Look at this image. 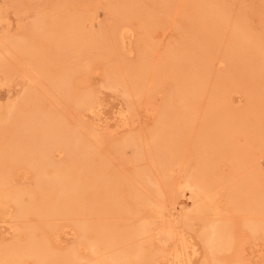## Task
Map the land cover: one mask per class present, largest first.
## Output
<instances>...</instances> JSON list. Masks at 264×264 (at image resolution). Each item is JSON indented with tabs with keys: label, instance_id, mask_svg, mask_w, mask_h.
<instances>
[{
	"label": "bare ground",
	"instance_id": "obj_1",
	"mask_svg": "<svg viewBox=\"0 0 264 264\" xmlns=\"http://www.w3.org/2000/svg\"><path fill=\"white\" fill-rule=\"evenodd\" d=\"M195 1H198V5L204 9L203 16L207 25L210 24V26L213 27L212 29L214 34L218 35L222 33L223 30L230 24L231 33L227 37L226 41V47L228 50L227 55L232 57L234 54L240 52L242 57L247 58L248 60L247 66L250 75H247H253L254 78H256L255 75L258 78L261 77L264 82V54L261 52L263 49L262 46H259L257 41H252L251 37L253 36L249 33L247 26L245 27L243 24L241 25L239 21H236V19L231 20L230 18L232 17L228 18L227 15L224 14V9L221 3L217 0ZM170 4L167 3V5L163 8L167 11L171 6ZM135 5V0H124L122 5L114 4L109 5L110 7H106L111 17H113L115 24H113L114 27L111 29V31L113 30V42L106 45L103 43V46L101 45L102 47L99 50V55L103 62L108 63V59L111 58L110 56H114L112 51L115 49V45L118 44V41L119 44L120 42H124L126 35L129 32H133V27L130 24L129 19L132 16L131 13L134 14L138 12H136L137 9ZM100 7H102V5ZM53 15L48 23V27L46 26L42 15L39 14L35 17L31 27H26L27 29L23 28L24 30L19 32V34L9 36L6 38L4 43H0V72L3 73L7 82L9 76L13 75L12 72L15 67V63L10 60L13 57L15 60L17 59L19 62L21 61L24 64L31 66V68L33 66V70L38 72L39 76H43L44 78H42L44 80L46 79V83L49 84L50 89L52 90L51 93L54 92L59 95L57 97L54 95V98L56 97L57 99H60L59 97L62 96L67 99V97H73V99H75L74 102L79 109H89V107H91L93 103L98 100V94L92 92L91 90L89 93L81 92L82 89L77 91L79 86H74V81L77 79L76 77H79V74L80 76L82 74L84 76L87 72L91 71V68L94 67V60L90 56V54H92L90 51H92L97 41L99 43L104 41V36L107 34L106 29L103 28L100 32H86L84 31L83 21L81 18L77 17L78 19L73 18V21L66 20L63 22V19L59 15ZM144 16H146V20L144 19L145 22L141 23L138 27L142 29L144 35H147L150 30V23L155 21L156 18L149 13L144 14ZM89 19H92L91 16ZM49 25L51 26L49 27ZM74 27L83 28V30L80 31V35L76 36V30L72 31V28ZM111 39L112 38H110V40ZM114 51L116 52L117 50ZM7 56H10V59ZM139 59L141 61L139 62L137 60L139 63L136 65L128 66L127 64L128 67L124 66V69L127 67V77L124 75V70L121 69L122 65L118 64V68L116 65H112L113 63L111 65L108 64L109 74L106 76L107 78L104 83L106 86L111 88L123 86L128 96H132L131 103H128L130 107L133 105L134 99L139 101V98L142 96L145 97V95L149 94L152 91L151 85H154L153 76H149L150 62L148 57L143 55V58ZM168 64V58H166L165 64L163 63V66L161 65L159 69L161 71V67H163L161 72L162 75L167 76L169 80L168 84L170 85H168V87H171V93H168V100H165L166 103H163L162 107L159 108L158 119L153 128L149 130V135H139L140 139L138 135H136L137 137L131 135V137L128 136L127 138L118 141V143L116 141L117 144L114 142L116 144L115 148L120 151L124 150L126 147L133 146L136 151V155L143 153L142 150L144 149V146L151 145L156 157L155 155L153 156L158 160L156 161L159 164V174L162 179H160L157 174L156 176L158 177L153 175L155 171L151 174L146 170H141V168H139L140 170L137 169L134 171L136 173V177L133 176L135 180L138 178L142 180L144 184H141L146 187L149 193L142 192L141 190L143 189L140 190L134 182L131 181L133 177H129L130 179H127L125 178L126 176L123 177L118 176V173L115 174L116 171L118 172L117 169L115 170V173L110 170L111 167L109 168L108 163H106L107 161L105 162L104 159L98 157V152H95V147L90 143V141H86L81 135L72 130V128H69L72 126H69L66 123L65 117L63 118V116L58 114L59 112L56 113L53 111L54 109L52 107L50 109L48 107L49 110H46L47 107L45 106L46 109H44L41 105V108H43L37 109L38 111L33 114L30 113L31 115L28 118L25 117L22 120L23 117H20L22 121L20 122V129H18L23 131V134L20 135V137H17V139H9L6 142L1 141V138L3 140V132L4 129H6V123L11 122V118L17 116L18 113L21 114V112L24 111L22 108L25 107V105L28 103L30 105V97L34 99V92L32 94V92L28 91V94L24 97V99L17 98L19 101L16 100L12 103L10 100V103L8 102L7 105L5 103V106H0V214H3L4 209L6 211V208H9L10 206L14 208L13 214L15 216V220L18 218L17 220L28 219V221L31 215H36L40 219H46L56 214H66L70 216L73 214L86 215L87 213L90 215L96 214L97 216L98 214L106 213L109 215H112V213H123L124 215L126 213H128V215L136 213L144 214L145 211L147 212L150 209V207H163L162 198L166 188L169 189L171 194H173L174 191L177 192L179 189V194H184L183 196H187L186 189L191 191L194 190L193 193H195V197L193 207L183 216L186 223L192 219L202 221V229L200 234H198L200 235V239L202 241L201 243H203L205 248L204 252H206V259L204 258L205 261L202 264H246L244 261L237 259L241 257L237 252L239 249L236 251V248L238 247V240H236L237 233L235 231H237L238 224L233 222L232 218L234 217L225 215V217L216 218L212 216L215 218L213 219L209 216L212 218L210 219L208 216L206 217V212H210V210L214 211L213 204H211L212 201L209 203L208 200L211 196V184L214 180H216L215 178L219 176L217 167V164H219V158L217 155L219 153L217 152L222 149L220 147H231L232 154L230 156L232 157V165L230 166H232L231 168L234 171V175H229L230 177L228 178H230V180L226 179L227 181L229 180V200L232 204L231 206L234 210H237L234 212L240 211L239 213H241V217L239 218H241L242 226L245 227L249 233L256 238H260L262 236L264 237V177L262 178V175H260L261 178L257 177L259 174L255 175V172L254 174L245 172L241 175H235L237 174L235 171L238 169L240 170L241 167L242 169L246 167L252 159L249 154L252 150L249 152L251 148L248 149V147L253 145L248 144L249 146L247 147V145L241 146L243 145L241 144L239 146L237 145L239 143L235 140V138L242 133L248 143L255 139L256 136L253 135V132L247 130L244 133L241 127V123H246L248 112L251 113L254 112V110L252 111V109H249L245 111L243 109L244 111L240 110L241 112L239 110H235L234 114V111L232 110V115H230L232 126L222 119L225 114H227L225 112L231 111H227L229 108L225 109L226 111H219V109H215L208 113L210 116L206 114V118H203L204 121H206L205 123L204 121L202 123L204 125L206 124L205 126L207 128L210 127L211 129H208V134H206V130L203 131L204 128L200 129L205 132L200 138L198 128L197 134L199 136H197L198 139L201 140H203L202 138L205 136V142L211 147L208 152H210L212 148L213 150L206 156L202 155L203 157H201L200 155L198 156L199 158H195L196 164H194L193 168L184 176L183 183L186 184V188H184L185 191L182 192L181 188L183 189V186L181 185V187H177L178 185L180 186V183L176 184L174 182L171 171L173 172L174 170H172V167L174 168L183 160L181 157L183 154L180 153L183 152V150L181 151L180 149L187 148V146L182 145L183 143L181 141L192 134L191 131V133L189 132L190 134H188L187 128H189V125L192 123V116L189 110V100L193 94V81H191L192 78L189 77V73L187 71H178L174 74H168ZM101 65L105 67L107 66L106 63H101ZM226 86L225 89L228 88ZM225 89L223 92H225ZM228 90L226 89V91ZM48 92L50 91H47V93ZM35 96L38 95L36 94ZM133 96L135 98H133ZM262 96L264 101V93ZM38 98L37 101H33L40 103L44 99V93L41 101H38ZM33 103H31L32 106H34ZM256 106L258 107L259 105ZM222 108V110H224L226 107L224 106ZM14 122L15 121L12 123ZM14 125H16V122ZM202 125L199 124V126ZM17 126L19 125H16L13 129L17 128ZM191 127L193 131V126ZM9 129L13 130L12 127L8 128V130ZM5 132L7 131L5 130ZM6 134L7 133H5V135ZM184 135L186 137L183 139ZM195 136L193 138L197 137ZM144 137H148L149 139L146 141L147 138L145 139ZM261 137L263 138V135ZM141 140L142 142L145 141L147 145L142 143ZM201 140H198V142L200 143ZM186 142L188 143L189 141L186 140ZM186 142L185 144H187ZM198 142L195 140L196 144ZM195 143H193V150L195 149L197 151L198 146L200 149L201 147H204L200 146L203 144H197V146ZM181 145L184 146V148H182ZM195 145L197 146V149ZM261 145L262 149L261 146L259 149H261L264 155V144ZM149 146L148 148H150ZM146 148L147 147H145V149ZM214 148L217 150L215 153L213 152L215 151ZM228 149L230 148H227V150ZM224 150L226 152L223 150L220 152L222 154H224V152L228 154L231 153V150ZM55 152L65 155V158L62 160H56L53 155ZM200 152L199 154H201ZM144 153L147 154L149 152ZM204 154L206 153L204 152ZM220 154L218 156H220ZM139 158L137 159L139 160ZM191 158L192 157H190V160ZM258 163L260 164V162ZM17 164H25L28 168L33 170L36 176V182L33 181L36 184L34 185L36 187L33 186L35 189L31 188L30 185L28 187L25 186L26 188L12 186L10 181L12 173L11 168L17 166ZM16 174L20 175V173ZM45 175H47V179L44 178ZM135 183L140 184V182ZM159 209V212L164 211L162 210L163 208ZM82 218L83 219L79 221L78 219L74 220L76 223L74 222V226L71 225L74 227V231L76 230L79 234L80 238L78 242L63 249L54 248L51 244V233L54 230L56 231V229L54 228V225L49 223L50 221L48 223L47 221L44 222V220H42V222L36 221V223H32V221L31 223L24 222L25 224H23L20 228V231L23 233L22 236L19 235V237H16L9 243H0V264H28L29 260H34L43 264L151 263L154 251L147 252L146 248H144L143 245L137 241L139 237H146V235L151 233V223L153 222L147 217H140L138 221L136 220V222L132 221L122 224L116 223V221L109 222L108 220L107 222H104L100 215L97 217L100 220H92V222L88 221L89 218ZM164 230L168 233L169 237H174L177 233L169 230L168 226H165ZM177 237H175V241ZM249 237L252 236L249 235ZM182 238V245L180 244L181 247L176 249V251L174 250V253L171 250L176 264H181L184 256L188 254L187 249L189 248V245L186 240L187 238ZM119 241H123L122 245L123 243H127L126 246L122 248L119 245ZM80 247L95 255V259L92 258L93 261L90 262V259H88L90 256L86 257L84 256L85 254L82 255ZM196 247L197 246L192 244V255H197ZM235 252H237L239 257L237 254L235 255L237 258L233 257ZM223 253H227L229 255H224ZM191 257L189 255L188 261H191Z\"/></svg>",
	"mask_w": 264,
	"mask_h": 264
},
{
	"label": "rangeland",
	"instance_id": "obj_2",
	"mask_svg": "<svg viewBox=\"0 0 264 264\" xmlns=\"http://www.w3.org/2000/svg\"><path fill=\"white\" fill-rule=\"evenodd\" d=\"M123 1L124 0H0V43L2 42L4 43V41H6V38L9 36H15L19 34V32L24 30L26 27L29 26L31 27L33 21L35 20V17H37V15L39 14L42 15L47 27L51 18L54 16L53 14H56L63 19V22L66 20L73 21V18H77V17L81 18V20L83 21L84 31L86 32L89 31L100 32V30L104 28L106 29V33H107L104 36L103 42L100 43L98 41L96 42L97 46L96 44L94 46V48L96 47L95 48L96 52L94 48L92 49V51H90L92 53L90 54V56L94 60V64H95V65L93 64L94 67L91 68V71L87 72L84 76L83 74L81 76L79 74L78 75L79 77H76L77 79L75 78L76 80L74 81V86L76 87L79 86L78 90L76 89L77 91H79V89L80 90L82 89L81 92L89 93V91L91 90L92 92L98 94L99 97L98 100L95 101L93 105L89 107V109L86 108L87 110L79 109L76 106L74 102L75 99H73V97L72 98L67 97L66 99V97L61 96L62 98L59 97L60 99H57L56 97L59 95H57L54 92L51 93L52 90L50 89L49 84L46 83L47 82L46 79L44 80L43 76H42L43 78L39 76L38 72H35V70H33V66L31 68V66L24 64L21 61L19 62L17 59L15 60L13 57L12 59H10L9 58L10 56H7L11 60V62L15 63V67L12 72L13 75L9 76L7 82L3 73L0 72V106L1 105L5 106V103L7 105V103L10 100L12 103L15 102L17 98L24 99V97L27 96L28 91L32 92V94L34 92V94L35 95L37 94L38 96H35L33 94L34 99L30 97V100L31 99L32 100L31 101L29 100V102L31 103L34 102L33 103L34 106H32L31 103L30 106L28 103L27 105H25L26 108L25 107L22 108L24 109V111H22L21 114L18 113L17 116L11 118L13 121L16 122V125H19L17 126V128L13 129V127H16V125H14L15 122L12 123L13 122L12 120H10L11 122L6 123V127H5L6 129H4V132L6 130L7 132L5 133L7 134L5 135V133L3 132L4 136H3V140L1 138V141L6 142L9 139H17V137H20V135L23 134V131L19 129L21 124L20 122L25 117L28 118L31 115L30 113L33 114L34 112H37L38 111L37 109H42L43 107L44 109H46L47 107L46 110H49L52 107L54 110L53 109L51 110L55 111L56 113L59 112L58 113L59 115L63 116V118L65 117L66 123L69 126L70 125L72 126L69 128H72V130H74L76 133L81 135L86 141H90V143L95 147L94 149L95 152L96 153L98 152L99 155L98 157L104 159L105 162L107 161L106 163H108L109 168L111 167L110 170H112L114 173L116 169L118 170V172L116 171L115 173V174L118 173L117 174L118 176H123V177L126 176L125 178L127 179L129 177L132 178L133 176L136 177V173L134 171L141 168V170H146L151 174H153L152 172L155 171L153 175L156 176L157 174L160 178L161 176L159 174L160 170H159V164L157 162L158 160L153 156L155 155V152L153 151L151 145L149 146L145 143V141L142 142L141 140V142L146 144L147 146H144V149L142 150L143 153L140 155H136V151L133 148V146L126 147L124 150L121 151L115 147L118 141H121L127 138L128 136L131 137V135L132 136L138 135L139 137V135L142 134L143 135L145 134L144 136L149 135V130L153 128L154 124L158 119L159 108L162 107L163 103L164 104L166 103L169 97L168 93H171V87L170 86H169L170 88L168 87V85H170L168 84L169 80L167 76L162 75L161 72L163 67H161V71L159 69L163 63L165 64V59L168 58V63H169L168 74H174L178 71H184V72L187 71L189 73V77L192 78L191 81H193V94L189 100V104H190L189 110L192 116V123L189 125L190 127L187 128L188 134H190L191 132L192 134L189 135V137L187 136V138H185L186 137L185 135L183 136V139L185 138L187 141H189L188 143L186 142L185 139L184 140L182 139L183 141H181L183 143L182 145L187 146V148H184V146L181 145L182 148H184V149H180L181 151L183 150V152H180L183 154V155L180 154L182 155L181 157L183 160L177 165L175 164L176 166L174 168L172 167V170L174 169L173 172L171 171V175L174 182L176 184L180 183V186L178 185L177 187H181L182 185L183 189L186 188L185 186L186 184L183 183L184 182L183 179L185 174L193 168L194 164H196L195 158L196 157L199 158L198 156L200 155L201 157H203L202 155L206 156L208 153H211L213 150L212 148V150L210 149L211 151L208 152L209 148L211 147L207 145V143L205 142L206 139V138L204 139L205 136L202 138L203 140L198 139V136L200 135L201 138V135H204L203 133L206 132V134H208L209 132L208 129L211 128L210 127L207 128L205 126L206 124L204 125L202 122L206 118V114L208 115V113H210L215 109H219V111H226L225 109L229 108L227 111L231 110L230 112H225L227 114L224 113L225 116L224 118H222L231 126H232L231 124L232 122L230 115H232L233 111L234 114L235 110H239V111L240 110L242 111L243 109L245 111L249 109H252V111L254 110V112L251 111H250L251 113L248 112L246 117L247 119L246 123L244 124L241 123L242 124L241 127L244 133L247 130L253 132V135L256 136L255 139L252 140V142L248 143V141H246V139L244 138L245 136L242 133L240 135L237 134L238 136L237 138H235V140H237V142L239 143L237 144L239 146L241 144H243L241 146L247 145V147L250 144L253 145L251 147L249 146L248 149L251 148L249 152H251V150L252 152L249 154L254 160L251 159V162H249L246 167H244L243 169L241 167L240 170L238 169L237 171H235L237 172V174L235 175H241L245 172H250L254 174L255 172V175L259 174L257 175V177L261 178L260 175H262L263 178L264 155L261 151L262 149L261 144H264V105H263L264 101L262 96V94L264 93L263 92L264 82L262 81L263 79L261 77L258 78L255 75L256 78H254L253 75L251 76L247 75L250 73L247 66L248 60L247 58L242 57V54L240 52L234 54V56L232 57H229L227 55L228 50L226 47V41H227V37L231 33L230 24L226 28L229 31L224 29L222 33L218 35L214 34L212 29L213 27H211L210 24H208L209 26L207 25V22L203 16L204 9L200 7L198 5V1L195 0H135L136 2L135 7L137 9L135 10L136 12L137 11L138 12L134 14L131 13L132 16L129 19L130 24L134 28V29L132 28L134 33L129 32L126 35L124 42H120L119 44L118 41V44L115 45V49H114L117 51L116 52L114 50L112 51V54L114 56L112 55L110 56L111 58L108 59V63L103 62L99 55L100 53L99 50L103 46V43L106 45L113 42L112 41L113 30L111 31V29H113L112 28L114 27L113 24H115V21H113V17H111L106 7H110L109 5H114V4L122 5ZM217 1L221 3L224 9L223 10L224 14L227 15L228 18L232 17L230 18L231 20L236 19V21H239L241 25L243 24L245 27L247 26L249 33L252 34L251 36H253V37L250 36L252 41L254 42L257 41L259 43V46L260 47L262 46L263 50L261 52H263L264 54V0H217ZM167 3L169 4L171 3L170 4L171 6L169 8L170 11L169 9L166 11L163 8L165 5H167ZM101 5L102 7H100ZM36 12H38L39 14ZM148 13L152 14L153 17L156 18V20L150 23L149 28L151 31L148 29L149 33H147V35H144L142 29H140L138 26L141 23L145 22L146 16H144V14H148ZM90 16L92 19H89ZM152 23L155 25H153ZM248 25L250 26V28ZM50 26L51 25H49V27ZM73 30H76L77 33L76 36H78L81 34L80 31H82L83 28L74 27L72 28V31ZM108 32L110 37L108 35ZM110 38L112 39L110 40ZM97 49L99 52L97 51ZM143 55L147 56L150 62L149 76L150 75L153 76L154 85H151L152 91L149 94L145 95V97L142 96L143 98L142 97L139 98V101L134 99V103H133L134 107L133 105H131L130 107L128 103H131L132 96H128L123 86L111 88L104 84L107 78L106 76H108L109 74L108 64L111 65L113 63L112 65H116V66L118 64L122 65L121 69L124 70L125 72L124 75L125 77H127L126 68L128 66L138 64L141 61L139 58L142 59ZM137 60L139 62H137ZM101 63L102 64L106 63L107 68L105 66H102ZM124 66L127 67L124 69ZM225 86L228 87L226 88L227 90L231 87L232 88L226 91ZM224 89L226 93L223 92ZM47 91L50 92L47 93ZM43 93H44V99L41 101V99L43 98ZM54 95L56 96L55 98ZM36 97L37 98L39 97L38 101L40 100L41 104L39 102H36L37 101ZM133 98L135 97L133 96ZM41 105L43 106L42 108ZM256 105L259 106L257 107ZM221 106L222 107L225 106L226 108L222 110L223 108ZM20 117L21 118L23 117L22 120L20 119ZM199 124L201 125L203 124V125L199 126ZM10 126L12 127L13 130L10 129L8 130V128H11ZM191 126H193L194 132L192 131ZM203 126H205L206 128ZM203 128H204L203 131L206 130L205 132L200 130ZM197 130L201 134L199 133L198 135ZM195 135L198 136L196 137ZM262 135L263 138L261 137ZM194 136L197 139L193 138ZM146 138L145 139L147 141L149 138L148 137ZM195 140L197 142L198 140H201L202 142L200 141V143L198 142L197 144L199 145L203 144L200 146H204V147H201L200 149V147L195 143ZM184 141L187 144H185ZM192 142L198 146V150L200 149L201 152L200 150L199 151L197 150L198 151L197 153L195 149L193 150L194 144ZM205 144L206 146L209 147H206ZM148 146L151 148L152 151L150 150V148H148ZM260 146L261 149H259ZM145 147H147L146 148L147 150L145 149ZM220 148H222L220 151L222 150L225 151L224 149L227 150V148H230L228 150L229 151L231 150V153L228 154L225 153L226 152L225 151L224 154H222L219 150L217 152L219 154L221 153L220 156H218L219 154L217 155V157L219 158V159L217 158L219 163L217 164L219 176L215 178L216 180H214L213 183L211 184L212 186L211 196L208 200L209 203L210 201H212L211 204H213L214 211L212 210H210V212L207 211L206 212L207 215L206 214L205 215L206 217L213 216L216 218L217 217L222 218L223 216L225 217V215L234 217L232 218L233 222L238 224L237 231H235L237 233L236 240H238L237 242L238 247L236 248V251L237 249H239L237 252L240 254L241 258L235 257L237 252H235L233 257L237 258L238 260L244 261L246 264H264V237L262 236L260 238H256L251 233H249V231H247L245 227L242 226L241 218H239L241 217V213H239L240 211L234 212L237 210H234L232 208L231 206L232 204L230 203L229 200L230 178L228 177H230L229 175H234V171L231 168L232 166H230L232 165L231 164L232 157L230 156L232 154V148L228 146H225L224 148L223 147ZM214 149L215 151L213 152L215 153L217 150L216 148ZM144 152H149L150 154L149 153L146 154ZM199 152L201 154H199ZM204 152L206 154H204ZM53 155L54 158H56V160L57 159L62 160L65 158V155L60 154L59 152H55ZM189 155L190 157H192L191 160L193 159L194 161L190 160ZM138 156L141 157L139 158ZM137 158H139V160ZM258 162H260V164ZM23 165L17 164V166L11 168V172H12V173L10 172L11 184L12 186L23 187V188H26L30 185V187L33 188V186L36 185L34 183L36 182L35 179L36 176L32 169L28 168V166H26L25 164ZM16 173H20V175ZM46 177L47 175H45L44 178L47 179L48 177L47 178ZM226 179L229 180L227 181ZM134 180L135 179L133 177L131 181L134 182V184L140 190L141 189L145 190V191L141 190L142 192L149 193L146 187L142 185L144 183L140 178L136 179L135 181ZM135 182L137 183L140 182V184H136ZM212 188H213V192H212ZM183 189L181 188L182 192L185 191V189L184 190ZM165 190L166 191L163 194V198H162L163 207L159 206V208H163L162 210L164 211L162 212H159L160 209L157 207H156L157 209L150 207V209L147 212L145 211L144 214L136 213V214L128 215V213H126L124 215L123 213H114L115 214L114 215L112 213V215L111 214L109 215L106 213V214H98V216L100 215V217L104 222H107V220L109 222L116 221V223L119 224L132 222V221L136 222V220L138 221L140 217H147L148 219H150V221L153 222L151 223L152 224L151 233L146 235V237L145 236H143L142 238L139 237L137 241L140 244H142L144 248H146L147 252L154 251L155 253V254L153 253L154 255L151 253L152 264H174L176 261L172 255V252L174 253V250L176 251V249L181 247L183 240L182 237L187 238L186 240L188 241L189 248L187 249L188 254L184 256L181 264H202L205 261L204 258L206 255V252H204L205 248L203 246V243H201L202 241L200 239V235H198L200 234V231L202 229V225H203L201 224L202 221L201 220L199 221L197 219H192L193 221L191 220L188 223H186L185 218L183 216L193 207L194 197H195V193H193L194 190L191 191L189 189H186L187 193L186 192L185 193L187 194V196H183L184 194L182 195L181 193L179 194V189L177 192L174 191L175 193L173 192V194H171L168 188H166ZM6 209H7L6 211L4 209L3 214H0V243H9L10 241H13L16 237H19V235L22 236L23 233L20 231V228L22 227L23 224L27 222L31 223V221L32 223L33 222L36 223V221L42 222V220H44V222L47 221V223L50 221L49 223L54 225V228L56 229V231L54 230L51 233V237H50L51 244L54 246V248L56 247L57 249H63L76 244L80 238L76 230L74 231V227H73L74 222L76 223V221L74 220L78 219L79 221L83 219L82 217H84V219L89 218L90 220L88 219V221L90 222H92V220H97V219L100 220L99 218H97L98 216L96 214L90 215L89 213H87L86 215L73 214L71 215L73 217L66 214L64 215L56 214L58 216L53 215L51 216L52 218L49 217L50 220L49 218L40 219L36 215H31V217L29 216L30 218L28 217L29 221L28 219L17 220L18 218H16L15 220V216L13 214L14 208L10 206L9 208ZM236 224H235V230H236ZM165 226H168L169 230L173 232L175 231V233L177 232L174 237L168 236V233L164 230ZM249 235L252 237H249ZM175 237H177L176 241L174 240ZM179 237L181 240L179 239ZM122 242L123 241H119V245L122 248H124L127 243H123L122 245ZM192 244L197 246L196 247L197 255L196 254L192 255V249H191ZM80 248L82 255L85 254L84 256L91 257V258L88 257V259H90L89 260L90 262L93 261V259H95V255L91 254V252H88L82 247ZM155 250L157 251V253ZM223 254L229 255L227 253L226 254L223 253ZM189 255L190 257L192 256L191 261H188ZM28 264H43V263L34 260H29Z\"/></svg>",
	"mask_w": 264,
	"mask_h": 264
}]
</instances>
